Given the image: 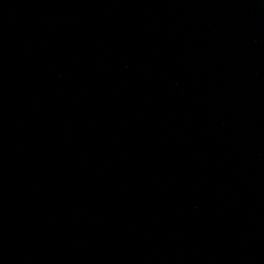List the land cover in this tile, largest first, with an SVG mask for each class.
<instances>
[{
  "label": "water",
  "instance_id": "water-1",
  "mask_svg": "<svg viewBox=\"0 0 264 264\" xmlns=\"http://www.w3.org/2000/svg\"><path fill=\"white\" fill-rule=\"evenodd\" d=\"M0 264H264V0H0Z\"/></svg>",
  "mask_w": 264,
  "mask_h": 264
}]
</instances>
